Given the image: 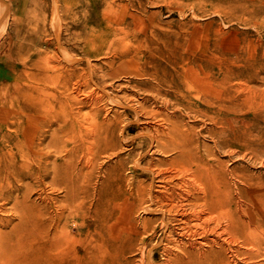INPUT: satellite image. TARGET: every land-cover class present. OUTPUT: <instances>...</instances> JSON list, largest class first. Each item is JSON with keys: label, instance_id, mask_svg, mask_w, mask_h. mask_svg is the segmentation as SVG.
Segmentation results:
<instances>
[{"label": "rangeland", "instance_id": "1", "mask_svg": "<svg viewBox=\"0 0 264 264\" xmlns=\"http://www.w3.org/2000/svg\"><path fill=\"white\" fill-rule=\"evenodd\" d=\"M0 15L5 26L1 40L27 48L13 54L7 44L1 47L0 98L37 96V88L53 93L52 98L44 95L53 103L47 114L55 128L44 141L53 137L45 149L51 151L48 163L55 158L53 144L66 140L67 149L57 159L65 162V175L50 171L43 177L37 172L36 180L21 181V194L27 195L20 197L22 211L29 218L22 217L16 229L5 228L1 234L2 248L15 252L5 264H31L23 262L31 255L25 250L54 237L65 252V264L110 263L113 258L120 264H165L163 229H142V220H153L156 214L135 208L132 197L124 191L117 197L115 191L118 183L127 188L130 180L149 182L150 169L167 158L150 145L149 134L168 120L189 124L194 141L213 164L224 162L251 174L248 195L264 199V146L247 139L250 146L242 153L238 147L215 145L210 132L215 128L212 115L234 119L240 131L253 122L252 137L264 139V0H0ZM20 28L27 37L17 33ZM24 54L40 66L25 68L20 61ZM61 66L66 72L49 82L46 72L57 73ZM174 89L190 95L192 103L176 96ZM200 89L219 93L235 110H206L198 98ZM174 100L179 102L175 105ZM62 121L63 130L57 127ZM115 230L118 240L113 239ZM112 245L124 252L112 251ZM143 248L150 253L149 263L141 262Z\"/></svg>", "mask_w": 264, "mask_h": 264}, {"label": "bare ground", "instance_id": "2", "mask_svg": "<svg viewBox=\"0 0 264 264\" xmlns=\"http://www.w3.org/2000/svg\"><path fill=\"white\" fill-rule=\"evenodd\" d=\"M33 29L34 28H31V30ZM4 32L5 26L3 16L0 15V49L6 44L9 53L12 52V50L19 53L22 52L21 49L24 50L26 48L24 44L13 45L11 41L6 42V40H1ZM17 33L23 35L26 34V31L24 28H20L17 29ZM34 35L36 37L35 32ZM59 36L60 33L56 36L55 41L59 42ZM25 37H27V34L23 35V38ZM58 46L60 45H57V47ZM30 47L32 48V46ZM72 47H74V45ZM62 48L60 47V49ZM26 53H28V51ZM25 54V58L21 57L20 60L24 67L28 65L36 67L40 66L38 63L37 66V61L34 62L35 59L28 62L27 60L30 55H28L29 53L27 54L28 56ZM37 60L39 59L37 58ZM110 62L112 63L111 60ZM61 64L58 63V65ZM64 68L61 66L62 71L56 69L57 73L54 72L47 74V71V80L50 82V79L55 80L56 78L61 77L62 73L65 71ZM42 69L46 71L45 67ZM73 74L74 73H72V75ZM78 87H76V89ZM0 89L2 94L3 90L2 88ZM37 89L41 90L39 91L40 94L38 93L37 96L33 95V97L30 95H23L22 100H15L13 96H17L16 94H14L9 100L6 98H0V213L4 211L6 204H10L7 209V217L2 218L0 216V237L5 228L14 230L21 224L22 217H24V219L29 218V216L26 215L27 211H22L24 204H21L22 201L20 200L21 195L24 197L27 196L21 194V181L23 179L36 180L35 177L37 176V172L43 177H47L50 171L54 173V175H65V162H57V159L60 156H64L67 152L66 140H63L62 145L53 144L56 153L54 155L55 158L50 164L47 160L51 156V151H46L45 149L51 146L52 142L50 140L53 137L44 144L47 135L52 134L55 131V128L53 129L52 120L50 119L51 117H48L47 114L49 111L48 109H50V106L53 104L48 98H52L53 93H48L42 88ZM174 90L176 93H173L176 96L180 95L182 99H187V102L192 103L190 101V95L181 92L179 89ZM46 94L48 98L46 96L44 97ZM210 94L207 90H202V94H198V98L201 99L200 104L206 106V110L215 109L218 112H221L222 110L228 113L235 110L232 103H225L226 99L221 98L219 93L210 92ZM64 96L67 95L64 94ZM201 96H203V98H201ZM76 100H78V98ZM175 101L176 100L173 102ZM176 102L178 103L179 101ZM176 102L175 105L177 104ZM62 106H66V102ZM62 106L60 107L63 108ZM187 107L189 108L190 105H187ZM53 109L54 108L52 107V112ZM54 112L53 115H56ZM211 117L212 118H209L215 128H212L210 132L214 137L215 145L219 146L225 144L231 147H238L240 149L239 151L242 153L250 146L247 139L251 140L252 144L264 146V139H259V141H257L258 139L252 137V127L255 126L253 122L247 125L246 130H248V132H246L244 129V131H240L239 128L233 126L234 119L232 118L216 117L212 115ZM65 123L66 122L62 121L57 127L63 130ZM239 124H241V122ZM188 125L186 123L181 124L174 120H168L165 124L154 125V131L149 134L150 145L154 146L156 151L161 154L163 153L167 158L158 159V163L155 167L156 169H150L149 182H145V180H139L136 182L130 180L128 183L126 182L128 184L127 188H124L121 183H118L115 195L118 197L121 192L124 191L126 196L129 198L132 197L134 200L135 208L142 207L146 212H154L153 214H156V217L153 220H142V229L146 233H153L158 227L163 229L164 238L161 255L165 260V264H264V199L255 195H248L246 189L248 187L250 188L252 183L250 182V177L247 176L249 174L246 175L244 172H242L244 174H241L235 169V167L228 168V166L222 164L224 162H217L218 165L216 163L213 164L210 158L207 159L205 153H203L202 149L199 147L200 144L198 146V143L194 141L196 133H194ZM218 133H225L227 134V137L220 139L217 136ZM36 134H39V136L35 140L34 136H37ZM62 136H64V134ZM228 136H230V139H228ZM56 138L57 141L59 137ZM206 151L211 156L215 155L211 149H206ZM232 152L236 153L237 151ZM48 165L51 166L48 167ZM226 176H228L229 179H226ZM249 176H251V174ZM155 179L157 183H154ZM39 180L40 179H38V181ZM259 181L261 180L259 179ZM24 182H26V180ZM25 185L29 186V182ZM25 192L28 194L27 190ZM253 192L254 191H252V193ZM150 221L153 222V225L151 226ZM101 226L103 227L104 225L101 224ZM113 235L114 240L120 238L119 232H116V230ZM55 240L56 238L54 237L53 240H50V243H45L46 245L42 246L37 242L38 246H30L27 248L25 252L27 254L30 253L31 255H29V257L28 255L27 257H24L23 262H32L31 264H65V252L57 241L54 242ZM142 244H144V240H142ZM142 247H140L139 250H142ZM110 249L116 253L122 252V249L118 245H112ZM12 253L15 254V252L12 251L6 252L2 248L0 241V264L12 262V260H10ZM142 254L141 262L144 260L149 263V251L145 252L143 248ZM32 255L34 258H32ZM111 261L112 262L110 263L104 261L99 263L120 264L118 262H113L114 258Z\"/></svg>", "mask_w": 264, "mask_h": 264}]
</instances>
